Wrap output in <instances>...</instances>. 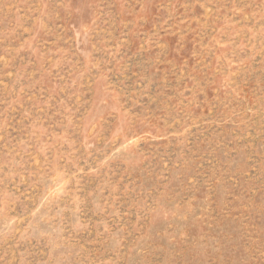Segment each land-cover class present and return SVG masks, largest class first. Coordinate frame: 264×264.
<instances>
[{"label": "rangeland", "instance_id": "rangeland-1", "mask_svg": "<svg viewBox=\"0 0 264 264\" xmlns=\"http://www.w3.org/2000/svg\"><path fill=\"white\" fill-rule=\"evenodd\" d=\"M0 264H264V0H0Z\"/></svg>", "mask_w": 264, "mask_h": 264}]
</instances>
